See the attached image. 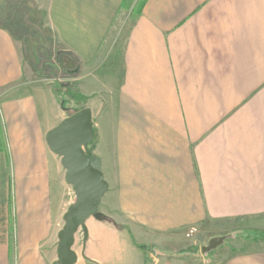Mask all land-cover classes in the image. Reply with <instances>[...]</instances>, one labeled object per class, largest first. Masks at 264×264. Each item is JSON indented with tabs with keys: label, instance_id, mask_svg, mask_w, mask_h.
<instances>
[{
	"label": "crops",
	"instance_id": "crops-1",
	"mask_svg": "<svg viewBox=\"0 0 264 264\" xmlns=\"http://www.w3.org/2000/svg\"><path fill=\"white\" fill-rule=\"evenodd\" d=\"M125 3L38 2L60 57L83 75L107 184L98 211L125 229L86 220L74 264H173L148 262L135 245L171 253L186 248L190 229L264 224V0H147L111 57ZM33 75L0 25V264H57L70 207L45 141L69 115L54 80ZM218 264H264V243Z\"/></svg>",
	"mask_w": 264,
	"mask_h": 264
},
{
	"label": "rangeland",
	"instance_id": "rangeland-1",
	"mask_svg": "<svg viewBox=\"0 0 264 264\" xmlns=\"http://www.w3.org/2000/svg\"><path fill=\"white\" fill-rule=\"evenodd\" d=\"M118 20L111 29L110 41H113V52L121 57V49L132 24L141 0H127ZM39 0H0V25L8 26L11 32L22 43L26 62L34 71V75L44 80L53 79V85L60 94V101L67 109L66 115L73 114L84 108L87 98L82 91V74L74 72L75 67L63 61L59 52V46L54 39L46 22L44 11L38 5ZM116 51V52H115ZM114 54V55H113ZM112 59V58H111ZM111 62V60H110ZM113 70L109 68L107 71ZM33 75V77H34ZM34 77L36 80H38ZM109 78H114L110 76ZM50 81V80H49ZM83 99L81 102H78ZM85 100V103L82 102ZM3 138L2 124L0 121V139ZM2 141V140H1ZM0 141V142H1ZM93 148V145L91 146ZM68 204L74 201L72 188L67 184ZM68 206V207H69ZM254 220V221H253ZM264 224L261 221L234 220L222 223L208 224L200 229H190L185 234L186 248L166 253L167 251H151L148 262L164 256L173 264H218L224 257L234 253H241L254 245L264 243ZM209 244L214 245L209 250H203Z\"/></svg>",
	"mask_w": 264,
	"mask_h": 264
},
{
	"label": "water",
	"instance_id": "water-1",
	"mask_svg": "<svg viewBox=\"0 0 264 264\" xmlns=\"http://www.w3.org/2000/svg\"><path fill=\"white\" fill-rule=\"evenodd\" d=\"M93 140V123L87 108L69 115L45 137L49 150L60 158L65 182L72 188L74 201L63 217L64 225L58 233L57 264H74L71 250L74 235L80 229L85 235V221L100 219L99 203L107 191L102 173L90 161L88 144ZM209 244L203 250H209Z\"/></svg>",
	"mask_w": 264,
	"mask_h": 264
},
{
	"label": "trees",
	"instance_id": "trees-1",
	"mask_svg": "<svg viewBox=\"0 0 264 264\" xmlns=\"http://www.w3.org/2000/svg\"><path fill=\"white\" fill-rule=\"evenodd\" d=\"M147 0H141V2H140V5H139V7H138V9L136 10V14H140L141 13V10H142V7L144 6V4H145V2H146ZM83 99H80L78 102H81ZM83 104L85 103V100L82 102ZM61 107H62V109H64L65 111H67V109L66 108H64V106H63V102H61ZM79 111V110H78ZM77 111V112H78ZM76 113V112H75ZM74 114V113H73ZM70 115H72V114H70ZM93 145V140L91 141V143L90 144H88V146H87V151L90 153V161H91V164L94 166V167H96V164H95V158L93 157V155H92V151H91V146ZM97 168V167H96ZM98 221H100V222H105V223H109V224H112V225H114L115 227H117L119 230H125L123 227H121V226H116L110 219H108V218H106L105 216H103V215H100V219L98 220ZM135 245V244H134ZM136 247H138L141 251H143L144 253L146 252V250H147V248L148 247H145V246H138V245H135Z\"/></svg>",
	"mask_w": 264,
	"mask_h": 264
}]
</instances>
